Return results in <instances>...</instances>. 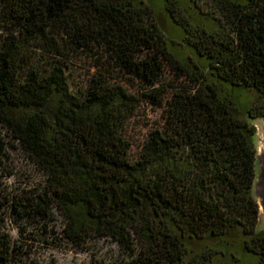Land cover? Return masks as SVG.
<instances>
[{
  "label": "trees",
  "instance_id": "1",
  "mask_svg": "<svg viewBox=\"0 0 264 264\" xmlns=\"http://www.w3.org/2000/svg\"><path fill=\"white\" fill-rule=\"evenodd\" d=\"M191 1L219 21L215 31L184 20L174 0L164 11L197 62L176 58L142 3L0 0L16 28L0 44V125L44 177L43 193L21 207L39 216L55 207L71 246L110 240L126 264H182L188 241L233 228L264 264L252 196V121H264V0ZM27 46L87 64L83 80L65 61L22 71ZM166 70L185 81L169 93L156 87ZM222 86L257 94L245 117ZM143 103L161 110V123L133 157L124 131ZM15 252L0 233V264H21Z\"/></svg>",
  "mask_w": 264,
  "mask_h": 264
},
{
  "label": "rangeland",
  "instance_id": "2",
  "mask_svg": "<svg viewBox=\"0 0 264 264\" xmlns=\"http://www.w3.org/2000/svg\"><path fill=\"white\" fill-rule=\"evenodd\" d=\"M134 5L142 3L153 12V18L163 33L168 47L181 62L196 61V56L183 45L186 36L164 11L165 0H131ZM180 15L194 27L213 32L219 26L214 15L207 12L205 6L191 0H174ZM14 22L0 5V44L7 34L15 30ZM190 58V59H189ZM66 55H55L47 47H23L22 71L29 66L43 70L55 63L65 61L71 65L74 77L87 71V64L69 59ZM169 70L156 87L170 92L169 84H183L185 81H171ZM172 82V83H171ZM232 100L238 115L245 117V111L254 106L257 94L247 89L223 86ZM130 91L135 92L132 86ZM161 123V110L148 103L140 105L135 116L127 123L124 131L126 140L131 145L130 155L135 157L148 132ZM256 129V150L264 141V123L257 119L252 121ZM255 127V128H256ZM260 127V128H259ZM0 233L6 234L10 244L16 249V256L21 264H126L127 257L110 240H88L81 248L71 246L61 236L64 220L60 213L51 207L45 216L31 213L27 215L24 208L27 198L43 193L44 177L27 156L22 153L8 131L0 125ZM260 169L257 165L256 177ZM258 229H264V218L259 220ZM243 236L238 228L230 229L225 235L214 239L190 240L186 243L188 254L182 264H258L254 256L242 247ZM205 253L207 261L195 256ZM194 258V259H193Z\"/></svg>",
  "mask_w": 264,
  "mask_h": 264
},
{
  "label": "water",
  "instance_id": "3",
  "mask_svg": "<svg viewBox=\"0 0 264 264\" xmlns=\"http://www.w3.org/2000/svg\"><path fill=\"white\" fill-rule=\"evenodd\" d=\"M255 121V120H254ZM264 123V121H263ZM254 127H256L253 124ZM260 128V127H259ZM257 127L255 128V130ZM256 132V131H255ZM256 133L254 137V147L256 151V163H255V179L252 185V196L257 204L258 215H257V225L256 230L258 229L259 220L264 218V141H261V146L258 147V151L256 150ZM257 165L260 169V173L258 177H256V168Z\"/></svg>",
  "mask_w": 264,
  "mask_h": 264
}]
</instances>
